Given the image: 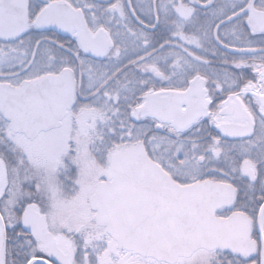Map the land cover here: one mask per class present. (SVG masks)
I'll list each match as a JSON object with an SVG mask.
<instances>
[{"label":"snow or ice","instance_id":"1","mask_svg":"<svg viewBox=\"0 0 264 264\" xmlns=\"http://www.w3.org/2000/svg\"><path fill=\"white\" fill-rule=\"evenodd\" d=\"M0 264H264V0H0Z\"/></svg>","mask_w":264,"mask_h":264}]
</instances>
